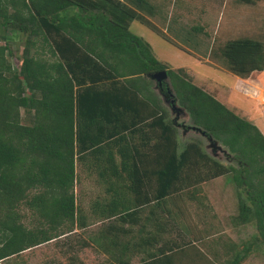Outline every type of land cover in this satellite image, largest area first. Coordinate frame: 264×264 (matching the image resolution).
Masks as SVG:
<instances>
[{"label":"trees","instance_id":"obj_1","mask_svg":"<svg viewBox=\"0 0 264 264\" xmlns=\"http://www.w3.org/2000/svg\"><path fill=\"white\" fill-rule=\"evenodd\" d=\"M132 2L149 10L143 0ZM138 18L119 0H0V29L24 35L17 69L6 58L7 42L0 43V260L72 231L78 209L74 158L113 144L125 160L139 156L138 143H146L151 154L155 190L135 205L191 191L193 184L231 171L250 204L240 207V223L250 215L256 227L231 264L256 239L264 242V137L192 83L182 67L172 69L155 58L149 44L128 30ZM219 53L238 76L264 69V44L257 40H227ZM160 70L182 109L178 113L225 146L237 167L223 166L195 142L177 150L175 118H167L156 94L144 85L145 74ZM133 169L139 168L121 166L127 179H135ZM29 190L38 192L26 199ZM21 201L37 206L46 226L25 227L16 210ZM129 205L111 200L107 216Z\"/></svg>","mask_w":264,"mask_h":264},{"label":"crops","instance_id":"obj_2","mask_svg":"<svg viewBox=\"0 0 264 264\" xmlns=\"http://www.w3.org/2000/svg\"><path fill=\"white\" fill-rule=\"evenodd\" d=\"M165 64L172 69L182 67L190 77L186 66ZM206 67L211 66L205 65ZM220 71H225L229 78L226 91L217 85L209 87L205 84L201 87L194 82H198L199 77L197 80L194 77L190 79L236 115L251 114L254 123L244 119L253 124L264 137V113L261 103L264 96V69L252 71L246 77L228 70ZM192 74L198 75L194 72ZM145 77V87L154 93L153 86L148 83L150 79L146 74ZM156 92L163 102L160 93L157 90ZM137 146L139 156L129 157L127 160L121 158L122 154L114 144L103 145L102 150L88 151L81 154L80 158H74L72 191L78 209L77 219L70 233L79 230L89 232L80 239V247L93 252L99 261L97 264H231L236 251L246 240H234L227 232L231 225L219 226L216 222L224 207L221 202H227L219 192H205L200 188L214 178L193 184L191 191L183 189L158 201L151 200L142 205H135L134 201L153 196L155 190V182L149 173L152 165L151 154L147 153V144L138 143ZM201 149L203 151V148ZM109 152H112V158L108 157ZM77 165L82 170L83 177L80 179L76 176ZM122 165H128L131 169L139 168L138 171L130 170V173L135 174L134 180L133 177H125L126 171L121 170ZM93 188H96L95 193L92 192ZM111 200L116 201L118 205L130 204V208L107 216L110 206L105 205L110 204ZM189 207H192V211L188 210ZM186 214L193 216L192 220L188 218L189 224L187 221H181L179 217ZM208 218L212 219V222H206ZM159 249H163L162 254L157 253ZM248 256L247 251L237 264H247ZM74 260L75 258H72V261Z\"/></svg>","mask_w":264,"mask_h":264},{"label":"rangeland","instance_id":"obj_3","mask_svg":"<svg viewBox=\"0 0 264 264\" xmlns=\"http://www.w3.org/2000/svg\"><path fill=\"white\" fill-rule=\"evenodd\" d=\"M119 1L132 9L139 17L129 23L128 30L147 42L154 57L162 63L171 66H186L190 77H194L195 80L199 77L198 82H194L201 87L205 84L209 87L217 85L222 90H227L228 75L224 73L225 71L220 70H230L219 53L220 48L227 40L247 37L264 44V0H143V3L149 7L147 11L137 8L132 0ZM0 35H3L0 43L6 41L10 51L9 54L6 53V58L12 68L17 69L18 54L23 44L24 35L11 29H5L4 32L0 29ZM30 50L32 51V49ZM203 58L207 60H203ZM205 65L211 67L205 68ZM166 66L168 67V65ZM192 72L198 75L194 76ZM148 83L153 86V92L156 94L154 81L148 80ZM169 88L171 90L170 86ZM160 95L163 102L156 94L167 118H173L175 113L169 110L170 99H168L165 90H162ZM175 104L179 106L176 101ZM19 111L21 119L24 121L26 119L25 112L23 109ZM237 115L254 123L251 114L238 113ZM175 122L178 149L187 142H195L203 148L205 154L219 161L223 166L230 164L234 168L237 167V163L231 158V153L219 141L212 140V143L216 144V148L213 149L214 147L206 135L187 129L191 125V121L186 113H180ZM185 126L183 132L181 129ZM81 171L77 165L76 176L79 179L83 177ZM231 176L232 173L229 171L200 188L205 192L216 191L221 194L227 203L221 202L224 207L216 222L219 226L231 225L227 232L234 240L247 241L256 235V227L254 219L250 215L248 216L249 221L243 226L240 225L238 217L240 207L242 205L250 206V204L246 198L244 186L235 184ZM95 191L96 188H93L92 192L95 193ZM37 192V190H29L26 193V199H30ZM16 210L19 214V221L25 227L36 229L39 226H46V221L40 217L37 206L21 201L17 204ZM188 210L192 211V207H189ZM179 217L181 221H187L186 223L189 221L188 218L191 220L193 218L190 214ZM206 220L208 223L212 222L210 218ZM188 226L191 227V225ZM88 234L87 230H79L59 236L25 249L15 256L0 260V264H97L99 261L93 252L90 253L79 244L80 239ZM248 254L247 264H264V242L260 238L256 239L251 244ZM69 258L71 259L69 260ZM72 258L75 260L72 261Z\"/></svg>","mask_w":264,"mask_h":264},{"label":"water","instance_id":"obj_4","mask_svg":"<svg viewBox=\"0 0 264 264\" xmlns=\"http://www.w3.org/2000/svg\"><path fill=\"white\" fill-rule=\"evenodd\" d=\"M146 76L150 80L154 81V87L159 93L162 90H165V93L169 97L168 99H170L169 102H168V104H170L169 110L171 112L175 113L174 118L176 119L178 117V115H179L178 111H182V109L175 104V100L172 98V91L170 90V88L168 86V79L166 81L167 76H166L165 71L164 70H160V71H157V72L147 73ZM163 84L165 85V89H163V87H162ZM189 129L195 130L199 134L204 135L203 131H201L200 129H197V128L193 127V126H189ZM207 138H208V141L211 143V145L216 148L215 142L212 143L211 138L209 136H207Z\"/></svg>","mask_w":264,"mask_h":264},{"label":"built area","instance_id":"obj_5","mask_svg":"<svg viewBox=\"0 0 264 264\" xmlns=\"http://www.w3.org/2000/svg\"><path fill=\"white\" fill-rule=\"evenodd\" d=\"M261 103H262V111H263V113H264V96H263L262 99H261Z\"/></svg>","mask_w":264,"mask_h":264}]
</instances>
